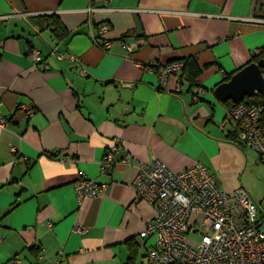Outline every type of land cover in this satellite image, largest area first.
I'll return each instance as SVG.
<instances>
[{
  "label": "crops",
  "instance_id": "obj_1",
  "mask_svg": "<svg viewBox=\"0 0 264 264\" xmlns=\"http://www.w3.org/2000/svg\"><path fill=\"white\" fill-rule=\"evenodd\" d=\"M88 1L0 0V264H123L128 239L142 256L153 242L141 234L153 208L135 198L131 181L155 158L173 170L203 163L225 191L238 186L229 173L242 149L227 137L235 128L221 126L231 100L213 90L258 61L253 54L264 57V21L251 19L264 18V0H91L108 7L91 13ZM49 13L65 36L29 21ZM31 46L47 70L32 67ZM187 59L199 68L196 101L183 77ZM170 61L181 70L161 85L158 67ZM114 138L116 162L126 154L130 162L101 173ZM81 175L103 192L78 201ZM76 222L86 232H75Z\"/></svg>",
  "mask_w": 264,
  "mask_h": 264
},
{
  "label": "built area",
  "instance_id": "obj_2",
  "mask_svg": "<svg viewBox=\"0 0 264 264\" xmlns=\"http://www.w3.org/2000/svg\"><path fill=\"white\" fill-rule=\"evenodd\" d=\"M107 8L93 6L89 0L85 10L91 13ZM251 19L264 21L263 17ZM108 27L104 22L99 32L104 33ZM110 45L111 42L105 40L103 48L108 49ZM121 45L127 50L131 48V44L125 42ZM28 53L32 67L49 68L38 47L31 46ZM53 54L56 58L62 57L55 51ZM65 58L77 60L72 54ZM181 66L179 61L160 64L159 84H167L168 76L177 75ZM262 74L264 76V71ZM179 86L178 80L177 88ZM193 91L192 98L196 101L203 89L197 84ZM6 123V116L0 111V127H5ZM227 123L235 128L241 142L256 151L264 164V95L228 106L221 126ZM118 141L114 138L108 145L100 162L101 173L110 172L118 163L130 162L128 154L116 162ZM131 184L135 198L151 203L153 208L152 219L146 221L141 231L142 236L153 237L146 251V264H264V206L244 187L227 192L217 185L213 172L203 163L195 162L173 170L160 158L138 165ZM73 187L78 201L104 190V184L85 175L75 179ZM73 230L83 234L87 229L76 222Z\"/></svg>",
  "mask_w": 264,
  "mask_h": 264
},
{
  "label": "trees",
  "instance_id": "obj_3",
  "mask_svg": "<svg viewBox=\"0 0 264 264\" xmlns=\"http://www.w3.org/2000/svg\"><path fill=\"white\" fill-rule=\"evenodd\" d=\"M29 21L32 25L36 23V24L44 26V28H49L58 37H63L67 34V32L64 30V26L61 23L59 17L54 13L31 15L29 17ZM260 58H264L263 53L261 51L257 54L252 55V60H257ZM184 72H185V75H183V77L184 79L187 80L189 88H192L195 85L199 84L197 80V74L199 72V68L196 65L194 59L185 60L184 66H183V73ZM229 76L230 75H227L225 78H228ZM258 96H259V93H256L252 97L248 98V100L249 101L256 100ZM229 104L233 105L234 103L231 101L229 102ZM227 137L231 139L230 141L232 143L238 145L241 149L244 148L243 147L244 143L240 142V140L238 139L236 130L232 132V135H227ZM125 244L127 248V257L123 264H135L139 256V253H138L139 246L137 245L135 241L131 239H128L125 242ZM33 251H34V255L37 257L40 254V247L34 248ZM142 256H145L144 260L146 264V253H144ZM15 259L16 257H12V260H15Z\"/></svg>",
  "mask_w": 264,
  "mask_h": 264
},
{
  "label": "water",
  "instance_id": "obj_4",
  "mask_svg": "<svg viewBox=\"0 0 264 264\" xmlns=\"http://www.w3.org/2000/svg\"><path fill=\"white\" fill-rule=\"evenodd\" d=\"M263 66L262 59L244 65L227 80L214 87L215 96L221 101L230 99L236 102L242 100L244 96H251L255 90L264 95V76L261 72Z\"/></svg>",
  "mask_w": 264,
  "mask_h": 264
},
{
  "label": "rangeland",
  "instance_id": "obj_5",
  "mask_svg": "<svg viewBox=\"0 0 264 264\" xmlns=\"http://www.w3.org/2000/svg\"><path fill=\"white\" fill-rule=\"evenodd\" d=\"M243 147L241 158L235 159V173L230 172L229 176L237 183V187H244L254 200L264 206V164L259 161L253 148L245 144ZM135 264H145L141 254Z\"/></svg>",
  "mask_w": 264,
  "mask_h": 264
},
{
  "label": "bare ground",
  "instance_id": "obj_6",
  "mask_svg": "<svg viewBox=\"0 0 264 264\" xmlns=\"http://www.w3.org/2000/svg\"><path fill=\"white\" fill-rule=\"evenodd\" d=\"M261 95V94H260Z\"/></svg>",
  "mask_w": 264,
  "mask_h": 264
}]
</instances>
